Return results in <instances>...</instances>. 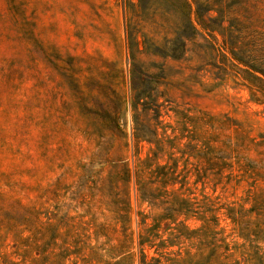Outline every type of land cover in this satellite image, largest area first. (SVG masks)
Listing matches in <instances>:
<instances>
[{
    "label": "rangeland",
    "instance_id": "1",
    "mask_svg": "<svg viewBox=\"0 0 264 264\" xmlns=\"http://www.w3.org/2000/svg\"><path fill=\"white\" fill-rule=\"evenodd\" d=\"M136 3L0 0V233L11 249L9 225L27 243H42L45 211L52 217L54 207L60 214L84 212L82 174L91 168L94 179L105 175L106 166L99 169L106 143L114 144L111 157L131 165L133 96L156 98L164 123H173L169 109L189 108L227 113L249 121L253 132L264 130V104L250 101L249 89L233 80L234 67L210 50L209 36H191L172 57L165 51L172 19L163 9L144 15ZM140 113L149 124L152 111ZM98 198L91 202L98 221L113 223ZM131 217L128 253L137 263L134 212Z\"/></svg>",
    "mask_w": 264,
    "mask_h": 264
},
{
    "label": "trees",
    "instance_id": "2",
    "mask_svg": "<svg viewBox=\"0 0 264 264\" xmlns=\"http://www.w3.org/2000/svg\"><path fill=\"white\" fill-rule=\"evenodd\" d=\"M136 7L151 16L163 9L172 19L165 49L172 57L191 36H209L210 50L234 67L233 80L249 89L250 101L264 104V0H137ZM130 108L131 165L111 157L114 144L106 143L105 175L94 179L91 168L82 174L84 212L45 211L42 243H27L9 225L16 246L0 233V264H264V130L189 108L169 109L173 123H164L156 98L133 96ZM141 110L152 111L149 124ZM95 194L113 223L98 221ZM133 212L137 263L128 253ZM113 233L118 242L105 249Z\"/></svg>",
    "mask_w": 264,
    "mask_h": 264
}]
</instances>
